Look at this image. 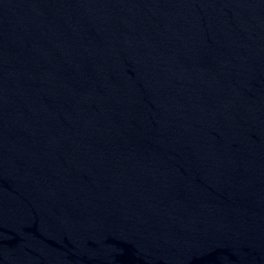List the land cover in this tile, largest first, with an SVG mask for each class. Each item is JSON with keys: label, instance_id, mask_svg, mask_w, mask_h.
<instances>
[{"label": "water", "instance_id": "water-1", "mask_svg": "<svg viewBox=\"0 0 264 264\" xmlns=\"http://www.w3.org/2000/svg\"><path fill=\"white\" fill-rule=\"evenodd\" d=\"M0 264H264V0H0Z\"/></svg>", "mask_w": 264, "mask_h": 264}]
</instances>
